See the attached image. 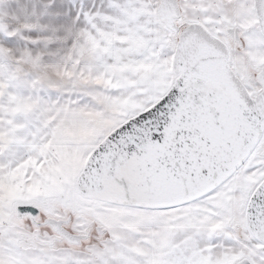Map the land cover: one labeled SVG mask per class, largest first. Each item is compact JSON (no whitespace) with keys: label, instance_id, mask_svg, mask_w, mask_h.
I'll list each match as a JSON object with an SVG mask.
<instances>
[{"label":"snow or ice","instance_id":"6c2138e0","mask_svg":"<svg viewBox=\"0 0 264 264\" xmlns=\"http://www.w3.org/2000/svg\"><path fill=\"white\" fill-rule=\"evenodd\" d=\"M0 264H264V0H0Z\"/></svg>","mask_w":264,"mask_h":264}]
</instances>
